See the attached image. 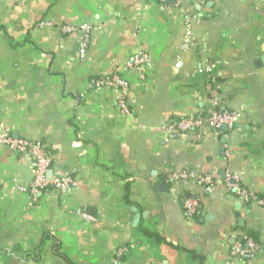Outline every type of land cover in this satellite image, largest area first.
I'll list each match as a JSON object with an SVG mask.
<instances>
[{
    "label": "crops",
    "instance_id": "0c3cea01",
    "mask_svg": "<svg viewBox=\"0 0 264 264\" xmlns=\"http://www.w3.org/2000/svg\"><path fill=\"white\" fill-rule=\"evenodd\" d=\"M140 52L144 77L127 65ZM113 77L129 114L97 85ZM214 103L239 113L234 128L165 130ZM0 125L72 177L33 199V159L0 145V264H237L236 245L264 246V0H0Z\"/></svg>",
    "mask_w": 264,
    "mask_h": 264
},
{
    "label": "built area",
    "instance_id": "2783aa9c",
    "mask_svg": "<svg viewBox=\"0 0 264 264\" xmlns=\"http://www.w3.org/2000/svg\"><path fill=\"white\" fill-rule=\"evenodd\" d=\"M159 1L165 4L167 3V0ZM80 29L84 31L86 35V39L80 47V53L84 55L86 53L87 40L91 28L88 25H83ZM62 30L66 33H73L79 29L75 26H64ZM127 65L130 69L136 70L138 75L144 77L145 69L150 65V57L146 53L140 52L135 55L133 61ZM179 66L180 63L177 64V67ZM101 84L117 87L120 90V107L125 114H129L126 99L129 88L127 80L122 77H113L97 83V85ZM216 107L217 103H214L207 116L199 114L168 123L165 125V130L170 134L179 135L183 133L192 134L203 128H211L216 131H220L224 126L229 129L234 128L240 117L239 113L234 111H219ZM0 145L14 155H26L33 159V179L28 189V193L33 199H36L40 193L46 191L64 193L72 184V177L69 175H49L53 159L41 142L30 139L14 138L10 132L3 129L0 125ZM178 178L185 183L197 180L198 184L205 187V191H210L213 185L208 177L199 176L195 172H182ZM225 184L231 190H235L237 197L246 203L257 202L263 204V201L259 200L253 192L243 189L238 184V179L235 176L227 173L225 176ZM199 204L200 201L198 196L190 197L185 200L184 209L188 219L195 218ZM262 251H264V246L248 239L236 245L232 251V255L237 264H251L250 259L255 258Z\"/></svg>",
    "mask_w": 264,
    "mask_h": 264
},
{
    "label": "trees",
    "instance_id": "16d2710c",
    "mask_svg": "<svg viewBox=\"0 0 264 264\" xmlns=\"http://www.w3.org/2000/svg\"><path fill=\"white\" fill-rule=\"evenodd\" d=\"M196 217V216H195Z\"/></svg>",
    "mask_w": 264,
    "mask_h": 264
}]
</instances>
